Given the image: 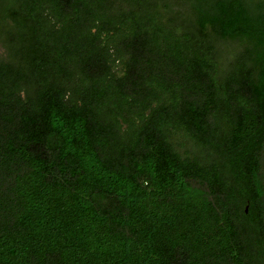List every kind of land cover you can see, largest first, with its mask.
<instances>
[{
  "label": "trees",
  "instance_id": "1",
  "mask_svg": "<svg viewBox=\"0 0 264 264\" xmlns=\"http://www.w3.org/2000/svg\"><path fill=\"white\" fill-rule=\"evenodd\" d=\"M0 264H264V0H0Z\"/></svg>",
  "mask_w": 264,
  "mask_h": 264
},
{
  "label": "rangeland",
  "instance_id": "2",
  "mask_svg": "<svg viewBox=\"0 0 264 264\" xmlns=\"http://www.w3.org/2000/svg\"><path fill=\"white\" fill-rule=\"evenodd\" d=\"M2 52H3V51H2V49H1V47H0V54H2Z\"/></svg>",
  "mask_w": 264,
  "mask_h": 264
}]
</instances>
